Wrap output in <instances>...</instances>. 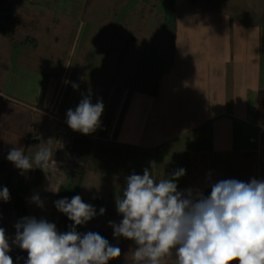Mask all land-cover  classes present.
I'll return each instance as SVG.
<instances>
[{
  "label": "rangeland",
  "instance_id": "1",
  "mask_svg": "<svg viewBox=\"0 0 264 264\" xmlns=\"http://www.w3.org/2000/svg\"><path fill=\"white\" fill-rule=\"evenodd\" d=\"M8 15L10 19L7 18ZM104 25L122 27L126 33ZM134 25L137 29H142L139 32L137 49H123L120 54V46L127 45L121 44L122 41H128V35L138 34L133 30ZM0 26L6 29H0V99L3 100V106L5 101L13 105L14 102L27 103L34 100L33 97H38L45 89L47 92V84L51 88L48 102L53 98L66 97L70 107L73 106L72 102L79 104L76 95L72 96L73 91L94 89L88 81V69L95 68V76L101 78L108 73V63L112 64L116 58L119 60L116 62L114 74L111 75L114 77L112 87L121 78V82L127 85L126 76L136 75L138 63L141 67L146 65L151 51L158 49L160 43L165 46L164 57L170 64L175 62L170 57L173 55V42L183 46L182 51H185V41L201 43V46L204 36L207 37L210 50H220L224 55H230L234 50L246 54L252 50L258 52L259 49L261 53L264 52V0H0ZM84 40L92 42V47L89 48L90 58L87 55L82 58L81 51L85 49L88 54V46L84 44ZM170 42L172 44L167 45ZM111 43L115 47L112 48L109 61L103 47ZM140 46L142 48L138 49ZM195 49L200 51L201 48ZM100 81L96 82L101 90L96 91H99L102 99L105 96V86L102 85L101 88ZM130 81L129 85L132 82ZM74 84L76 88L73 87ZM118 101L120 103L119 98ZM2 119L3 112L0 109V135L3 136L1 141L6 142V145L0 146V189L3 188L2 181L9 182L8 188L15 193L8 189L10 199L7 202L0 199V227L5 229L11 248H16L12 244L16 234L14 225L21 217L14 208V194L24 200L29 217L54 223L59 232H63L58 223L62 212L56 208L54 202L62 198L55 194L59 187H39L40 177L32 184L31 179L23 177L22 173L20 182L17 181L19 170L7 160L4 152V149H8L7 142L13 140V147L23 148L26 155H33L43 144L30 140L26 149L22 139L7 131L10 126L8 120ZM96 131L102 136L103 129L102 132ZM55 139L53 137L43 147L50 148L53 153ZM94 142L92 152L90 148L86 152L91 154L87 168L83 171L77 170L75 177H66L68 182L65 185L73 186L74 183L82 196L99 197L107 201L104 214L95 221L80 225V232L105 231L112 237L113 246L121 249L119 257L130 261L137 245L133 240L122 236L115 237L109 221L119 224L123 218L117 211L116 200L123 198V191L127 186L126 178L135 173V170L136 173L138 171L136 159L133 157L138 152L137 147L109 144L101 139H94ZM194 146L199 147L197 144ZM110 153L114 161L128 163L126 178H117L107 173L111 170L118 172L119 166L112 159L105 158ZM2 165H10V169L5 171ZM73 172L74 170H69L68 174ZM178 191L183 192L180 187ZM183 193L187 195V191ZM34 195L40 197L42 207L32 200ZM193 197L195 198V193ZM161 264L176 262L169 255L161 260Z\"/></svg>",
  "mask_w": 264,
  "mask_h": 264
},
{
  "label": "crops",
  "instance_id": "2",
  "mask_svg": "<svg viewBox=\"0 0 264 264\" xmlns=\"http://www.w3.org/2000/svg\"><path fill=\"white\" fill-rule=\"evenodd\" d=\"M134 26L133 30L138 34L128 35L129 40L122 41L121 44L127 45L120 46V54L123 49H137L142 29ZM112 27L126 33L122 27ZM206 38L203 37L201 46V43L185 41V51H182L183 46L173 42L170 57L174 64L165 59V46L160 43L158 49L151 51L146 65L141 67L138 63L136 75L126 76L127 85L121 78L112 87L114 77L111 75L119 58L108 63V73L100 76L102 79L95 76V68L90 67L88 81L94 87L93 91L80 89L78 93L75 90L72 96L75 94L77 101H81L83 96L91 95L93 104L102 100L104 111L97 129L101 132L103 129L102 136L97 131L88 135L73 131L66 123V111L75 110L78 104L72 102L70 107L66 97L48 102L50 84H47V92L45 89L42 95L32 96L33 102L11 105L5 101L3 106L0 99L2 120H8L10 124L7 131L22 139L26 149L30 140L46 146L53 137L56 138L50 167H34L23 172V177L31 179L32 184L40 177L39 187H59L55 194L61 198L59 189L68 182V171L74 170L72 177H75L78 171L86 169L91 157L86 153L87 149L92 152L94 139H101L109 144L135 145L138 151L133 156L138 166L137 173L134 171L136 174L143 175L147 168L156 180L172 179L177 169H184L185 174L174 182L183 192L191 190L192 195L195 193V198L200 193L205 196L208 181L214 184L223 179L264 180V52L259 49L246 54L234 50L230 55H224L220 50H210ZM55 41L59 42L58 39ZM84 44L88 46V54L84 49L82 58L85 55L90 58L92 42L84 40ZM170 44L172 42L167 45ZM113 46L111 43L103 47L109 61ZM97 80H103L100 81L101 88L105 86L102 99ZM1 138L2 135L0 146L6 145ZM12 144L13 140L7 142L6 157ZM196 144L199 147L194 146ZM105 158L114 161L111 153ZM114 163L119 164L115 168L120 173L115 170L107 173L126 178L128 163ZM9 166L2 165V168L6 171ZM18 170L17 181L20 182L22 171ZM5 185L2 181V186ZM73 187L76 184L73 183Z\"/></svg>",
  "mask_w": 264,
  "mask_h": 264
},
{
  "label": "clouds",
  "instance_id": "3",
  "mask_svg": "<svg viewBox=\"0 0 264 264\" xmlns=\"http://www.w3.org/2000/svg\"><path fill=\"white\" fill-rule=\"evenodd\" d=\"M103 111L102 100L93 104L91 95H85L75 110H67L66 123L88 135L100 127ZM51 159V149L43 146L33 155L13 147L7 155L22 173L47 169ZM184 174L177 169L172 179L156 180L146 168L143 175L126 178L123 198L116 200L123 218L109 225L115 237L135 242V264H161L173 251L176 264H264V180L223 179L211 185L210 195L192 198L191 190L185 195L174 182ZM0 199H10L7 187L0 189ZM32 200L43 206L38 195ZM54 203L73 222L69 231L59 232L54 223L34 217L14 225L12 244L27 252L25 264H108L121 255V249L99 233L76 230L97 215L81 196ZM99 212L103 215L105 209ZM10 251L9 237L0 227V264H14Z\"/></svg>",
  "mask_w": 264,
  "mask_h": 264
},
{
  "label": "trees",
  "instance_id": "4",
  "mask_svg": "<svg viewBox=\"0 0 264 264\" xmlns=\"http://www.w3.org/2000/svg\"><path fill=\"white\" fill-rule=\"evenodd\" d=\"M208 1H211V0H208ZM9 17L10 15H8L7 18ZM0 29L6 31L5 27L0 26ZM69 175L72 176V174H68V176ZM211 185H213V182L208 181L206 188H205V196L210 195ZM9 186H10V183L8 182L6 183L4 187L8 188ZM9 190L15 193V191H12V189H9ZM58 194L62 199L67 198L69 200H71L73 196L79 195L81 196L83 202L91 204L96 209L97 215L93 217L90 221H88L87 223L95 221L101 215L99 212L101 208H104V209L107 208L106 200H104L103 198H99V197H89V198L84 197L81 194H79V192L77 191V187H73L71 186V184L60 187ZM14 208L19 212L21 219L25 217H29L27 208L25 207V204H24V200L21 197H19L17 194H14ZM58 223L60 227L63 229V232L69 231L71 225L73 224V222L70 221L64 213L60 214ZM80 229H81L80 225L76 226V230L78 232L81 231ZM98 233L104 238H106L109 241V243L113 245V239L109 234H107L105 231L104 232L99 231ZM8 254L12 257L14 264H25V261L27 259V252L20 249L18 246L16 248H11V251ZM171 256L176 262V256H175L174 251L171 254ZM108 264H135V262L133 259H130V261H128L124 258L118 257V258L108 261ZM144 264H146V262H144Z\"/></svg>",
  "mask_w": 264,
  "mask_h": 264
}]
</instances>
